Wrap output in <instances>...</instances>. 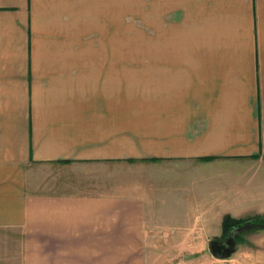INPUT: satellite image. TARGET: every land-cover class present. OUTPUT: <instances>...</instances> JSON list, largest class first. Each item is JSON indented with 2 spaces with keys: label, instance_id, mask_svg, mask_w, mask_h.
<instances>
[{
  "label": "crops",
  "instance_id": "obj_1",
  "mask_svg": "<svg viewBox=\"0 0 264 264\" xmlns=\"http://www.w3.org/2000/svg\"><path fill=\"white\" fill-rule=\"evenodd\" d=\"M263 167L264 0H0V264L197 263Z\"/></svg>",
  "mask_w": 264,
  "mask_h": 264
},
{
  "label": "rangeland",
  "instance_id": "obj_2",
  "mask_svg": "<svg viewBox=\"0 0 264 264\" xmlns=\"http://www.w3.org/2000/svg\"><path fill=\"white\" fill-rule=\"evenodd\" d=\"M176 31H172L170 30L169 33L171 35L170 38H164V39H151L150 41L148 40H140L138 43L137 41H135V43H132V48H137L138 45H149L150 47H157V45H163L165 44V46L167 47V49H170V52H165L163 54H148V53H128L127 55V59L126 61H155V60H160V61H166V62H175L176 60H184L185 57L189 58L190 57V53L188 54H183L181 53H176L174 51H177L176 47H183V46H187L189 47V44L193 45V39H191V41L188 42H184V40L182 38H177L174 39V37H172V34L175 33ZM128 44V43H127ZM126 46L130 45V43ZM134 46V47H133ZM131 47V46H129ZM192 55V54H191ZM157 56H159V58H157ZM193 56V55H192ZM189 60V59H187ZM190 72V71H188ZM187 83V82H186ZM184 81H183V92L184 89L188 87L189 88H193V86H185L187 85ZM167 88V87H166ZM140 91L139 93H142V89L143 86L139 87ZM150 89V88H149ZM150 90H154V89H150ZM150 92V91H149ZM148 92V93H149ZM154 92V91H153ZM167 92H171L170 89H168ZM262 175H264V167L261 170ZM223 221V220H222ZM262 226H248L239 229L238 231H235L233 233V236L238 235L239 238H241V240L245 241L242 243H238V241L234 242V240H232V236L230 238H228L225 241V249L228 250V252H231V257L230 258H226V259H217L214 258L211 253L209 252V247L208 244L202 246L201 251L195 252L194 250H198L200 247H193V256L196 255L195 253H197V255L199 257H201L202 261H199L197 263L194 264H235L234 262H229L230 259H234V257L237 255H246V256H259L262 258V260L264 261V222L261 223ZM222 225V224H221ZM173 250L174 248L171 247H158L157 251L160 253H167L168 257H171V255H173ZM230 254V253H229ZM185 255V251H181V255H179L178 259H183V256ZM261 264H264V262H261Z\"/></svg>",
  "mask_w": 264,
  "mask_h": 264
},
{
  "label": "trees",
  "instance_id": "obj_3",
  "mask_svg": "<svg viewBox=\"0 0 264 264\" xmlns=\"http://www.w3.org/2000/svg\"><path fill=\"white\" fill-rule=\"evenodd\" d=\"M205 160H210L212 158H204ZM264 222V215H258V216H254V217H250V218H246V219H233L229 216H225L223 221H222V232L220 237L218 238H214V240H223L226 238H230L232 236V240H234V242H236L237 237H239L238 235L233 236V233L235 231H238L239 229L243 228V227H247L248 226H259L261 227L262 224Z\"/></svg>",
  "mask_w": 264,
  "mask_h": 264
},
{
  "label": "water",
  "instance_id": "obj_4",
  "mask_svg": "<svg viewBox=\"0 0 264 264\" xmlns=\"http://www.w3.org/2000/svg\"><path fill=\"white\" fill-rule=\"evenodd\" d=\"M224 245V246H223ZM209 252L214 258L226 259L231 256V252L225 249L224 242H219L217 240H212L209 242ZM230 253V254H229Z\"/></svg>",
  "mask_w": 264,
  "mask_h": 264
},
{
  "label": "flooded vegetation",
  "instance_id": "obj_5",
  "mask_svg": "<svg viewBox=\"0 0 264 264\" xmlns=\"http://www.w3.org/2000/svg\"><path fill=\"white\" fill-rule=\"evenodd\" d=\"M217 241H219V240H217ZM220 242V241H219ZM224 246V245H223Z\"/></svg>",
  "mask_w": 264,
  "mask_h": 264
}]
</instances>
